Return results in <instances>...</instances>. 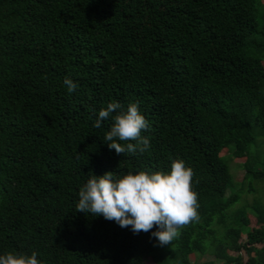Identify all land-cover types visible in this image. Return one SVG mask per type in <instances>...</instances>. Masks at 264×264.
I'll use <instances>...</instances> for the list:
<instances>
[{
  "label": "trees",
  "instance_id": "trees-1",
  "mask_svg": "<svg viewBox=\"0 0 264 264\" xmlns=\"http://www.w3.org/2000/svg\"><path fill=\"white\" fill-rule=\"evenodd\" d=\"M111 102L139 106L147 151L108 148L121 110L93 125ZM262 144L264 0H0V255L264 264ZM173 160L193 170L199 220L170 245L76 211L92 175L169 173Z\"/></svg>",
  "mask_w": 264,
  "mask_h": 264
},
{
  "label": "clouds",
  "instance_id": "clouds-1",
  "mask_svg": "<svg viewBox=\"0 0 264 264\" xmlns=\"http://www.w3.org/2000/svg\"><path fill=\"white\" fill-rule=\"evenodd\" d=\"M64 84L69 93L78 87L68 78ZM121 109L120 103H109L99 111L93 126L100 128L102 121ZM112 119L114 122L104 137L109 149H114L119 155L136 154L137 151L144 153L150 148L149 139L142 136V132L149 128V122L137 104H129L126 111L117 112ZM121 141L131 142L122 144ZM193 175V170L182 160H173L169 173L141 171L128 173L119 179H114L111 171L102 176L92 175L79 190L76 211L102 215L122 228L131 227L134 234L151 232L159 246L170 245L179 236L180 229L199 220L198 194L192 187ZM154 227L158 230L152 232ZM0 264L41 262L35 252L30 256L9 252L0 255Z\"/></svg>",
  "mask_w": 264,
  "mask_h": 264
},
{
  "label": "rangeland",
  "instance_id": "rangeland-1",
  "mask_svg": "<svg viewBox=\"0 0 264 264\" xmlns=\"http://www.w3.org/2000/svg\"><path fill=\"white\" fill-rule=\"evenodd\" d=\"M261 147L263 148L264 147V145L262 144L261 145ZM221 152L222 153H224V154H227V151L226 150H221ZM230 157V156H229ZM241 161V159H237V158H229L228 159V164H229V167H230V170H231V172H232V174H233V177H234V179H236V180H240V178H241V176H242V170L238 167V165H237V163L238 162H240ZM256 187H257V185H256ZM252 196H253V194L251 193H246V194H243L242 196H241V198H243V200L244 201H246V202H250V200L252 199ZM239 201H240V199H239ZM238 201V202H239ZM237 202V203H238ZM247 211H249L250 213H252L251 212V209L249 208V207H247ZM249 219H250V224L252 225L253 224V217L252 216H250L249 217ZM244 231H245V229H244ZM243 237V236H242ZM232 244H229L228 245V247H227V251L228 252H232ZM211 258V256H208V255H202L199 259L200 260H205V259H210ZM219 261H215V263L217 264ZM147 264H150V262L149 261H147Z\"/></svg>",
  "mask_w": 264,
  "mask_h": 264
}]
</instances>
